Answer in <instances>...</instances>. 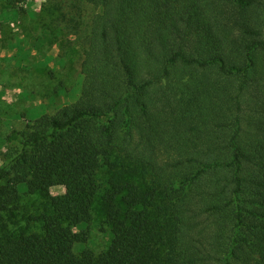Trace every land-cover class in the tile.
<instances>
[{
    "label": "trees",
    "instance_id": "1",
    "mask_svg": "<svg viewBox=\"0 0 264 264\" xmlns=\"http://www.w3.org/2000/svg\"><path fill=\"white\" fill-rule=\"evenodd\" d=\"M85 1L96 14L79 99L0 152V264H264V0ZM255 90L262 117L247 141ZM104 166L111 243L78 255ZM61 181L43 234L7 233L20 186L48 197Z\"/></svg>",
    "mask_w": 264,
    "mask_h": 264
},
{
    "label": "rangeland",
    "instance_id": "2",
    "mask_svg": "<svg viewBox=\"0 0 264 264\" xmlns=\"http://www.w3.org/2000/svg\"><path fill=\"white\" fill-rule=\"evenodd\" d=\"M95 14L85 0H19L14 11H0V152L13 132H22L40 116L54 115L79 99L85 38ZM150 23L156 25V18L152 17ZM262 95L261 91H251L245 100L247 141L254 139L259 129L256 120L262 117L263 104L257 96ZM110 179V169L102 167L98 172L101 192L93 207V220L75 229L87 235L86 243L73 247L78 255L86 250L99 255L111 243V227L101 204V196L110 189ZM149 179L150 174H142L134 181L143 186ZM23 189L25 186H20L15 217L10 221L6 217L7 233L43 234V223L37 220L65 193V182L54 187L48 197L29 195ZM5 234L0 227V240Z\"/></svg>",
    "mask_w": 264,
    "mask_h": 264
}]
</instances>
